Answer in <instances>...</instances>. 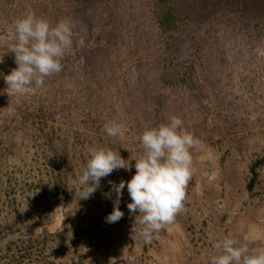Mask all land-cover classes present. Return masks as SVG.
<instances>
[{"label":"rangeland","instance_id":"374dc122","mask_svg":"<svg viewBox=\"0 0 264 264\" xmlns=\"http://www.w3.org/2000/svg\"><path fill=\"white\" fill-rule=\"evenodd\" d=\"M167 9L174 26L162 32ZM29 10L53 26L70 21L73 43L61 72L19 95L3 77ZM171 115L202 146L185 211L145 243L127 187L123 218H105L113 186L135 173L145 127ZM112 120L123 138L102 130ZM95 146L118 150L130 170L79 199L69 178ZM226 235L264 249V0H0V264H209Z\"/></svg>","mask_w":264,"mask_h":264},{"label":"clouds","instance_id":"9594fccd","mask_svg":"<svg viewBox=\"0 0 264 264\" xmlns=\"http://www.w3.org/2000/svg\"><path fill=\"white\" fill-rule=\"evenodd\" d=\"M72 37V24L68 20L61 19L53 26L32 10L18 18L16 42L10 49L16 67L3 77L7 89L25 95L43 88L47 77L61 72V61L72 46ZM102 130L109 137L125 135L124 126L115 120L106 122ZM140 141L143 152L134 160L135 173L127 182L121 180L113 186V210L105 219L111 224L123 218L119 205L122 190L127 187L131 199L127 204L129 214L139 216L141 226L135 230L136 236L151 243L157 233L174 225L176 217L185 211L186 190L196 171L193 151H199L202 141L183 126L177 115L169 116L166 123L146 126ZM85 155L80 174L69 178V185L79 199L91 198L100 187L101 179L114 171L130 170L129 161L110 147H89ZM214 249L209 264H264V249L250 250L247 243L231 235L219 239Z\"/></svg>","mask_w":264,"mask_h":264},{"label":"trees","instance_id":"16d2710c","mask_svg":"<svg viewBox=\"0 0 264 264\" xmlns=\"http://www.w3.org/2000/svg\"><path fill=\"white\" fill-rule=\"evenodd\" d=\"M174 17H173V13H171L170 9H167V10H161L160 11V14L157 15V23H158V27L159 29L162 31V32H166V31H169V29L171 30V28L174 26ZM262 163V160H256L255 162H253L252 166H251V169H250V174H251V180L248 182L246 188H247V191L248 192H251L252 189H253V185L254 183L256 182V179H257V174H256V171L255 169ZM56 185H55V189L57 191H59L60 189V186L61 185H58L57 182H55ZM59 183V182H58ZM127 190V188H126ZM94 204L96 205H99V202L98 201H94ZM106 204H109L106 203ZM101 206V204L99 205ZM98 206V207H99ZM111 213V212H110ZM108 213V214H110ZM107 214V215H108ZM48 237V236H47ZM48 239L46 237H44L42 239V242H46L47 243ZM37 244L40 243V240L39 241H36Z\"/></svg>","mask_w":264,"mask_h":264}]
</instances>
